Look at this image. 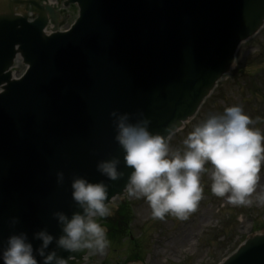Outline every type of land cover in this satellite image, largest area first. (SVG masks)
<instances>
[{"label":"water","instance_id":"95a60500","mask_svg":"<svg viewBox=\"0 0 264 264\" xmlns=\"http://www.w3.org/2000/svg\"><path fill=\"white\" fill-rule=\"evenodd\" d=\"M63 5L79 8L75 26L65 34L57 31L69 16L41 0H0V249L14 232H27L30 240L44 228L61 234L52 213L71 216L78 210L71 196L74 174L103 181L112 203L115 198L125 203L131 169L110 113H133L134 122L142 112L153 133L174 135L232 74L240 46L264 28V0H65ZM49 21L55 25L50 37L44 32ZM18 55L29 69L16 80L11 68ZM114 157L125 175L110 181L97 163ZM61 170L62 186L56 177ZM113 209L105 219L123 225L122 209L114 204ZM14 216L20 223L11 227ZM86 252L69 264H86ZM220 264H264V231Z\"/></svg>","mask_w":264,"mask_h":264},{"label":"clouds","instance_id":"9594fccd","mask_svg":"<svg viewBox=\"0 0 264 264\" xmlns=\"http://www.w3.org/2000/svg\"><path fill=\"white\" fill-rule=\"evenodd\" d=\"M113 110L110 116L116 130L115 140L124 153L125 166L131 169L124 192L143 198L151 208V216L164 220L172 215L188 219L203 199L201 174L208 172L211 193L237 206H248L256 199L264 203V193H257L261 171L264 169V132L252 127V117L240 105L226 107L220 114H212L194 126L183 140V149L170 147L171 135L164 136L150 130L151 120L142 112ZM120 158L100 160L97 170L110 181L125 175L119 170ZM206 165H211L210 169ZM57 184L63 185L65 173L57 171ZM71 196L77 211L69 216L64 211L52 213L61 234L57 237L47 228L33 233L14 232L0 249L3 264H69L72 257L90 252L103 254L110 245L106 229L97 218L113 214L109 187L103 181L91 182L74 174ZM20 223L11 217L9 225ZM40 241L34 246L32 240ZM55 244V248L50 246ZM69 253L67 257L59 251ZM39 257V259H38Z\"/></svg>","mask_w":264,"mask_h":264},{"label":"rangeland","instance_id":"374dc122","mask_svg":"<svg viewBox=\"0 0 264 264\" xmlns=\"http://www.w3.org/2000/svg\"><path fill=\"white\" fill-rule=\"evenodd\" d=\"M47 1L57 4L60 0ZM65 11L71 14L64 26L68 29L78 13L70 8ZM237 54L234 74L218 85L198 116L172 137L170 147L173 150L183 149V140L195 125L233 105L242 106L255 121L251 126L264 132V29L243 44ZM210 167L206 165V168ZM260 175L257 193H264V169ZM201 186L203 199L186 220L172 215L164 220L153 219L145 199L126 194V202L133 213L131 233L134 242L129 237L109 238L110 245L103 254L90 252L88 264H126L135 258L136 251L146 264H218L264 226V203L256 199V193L251 197L253 202L250 205L237 206L211 193L208 172L201 174ZM114 203L120 205L119 200ZM97 221L100 223L98 218Z\"/></svg>","mask_w":264,"mask_h":264},{"label":"trees","instance_id":"16d2710c","mask_svg":"<svg viewBox=\"0 0 264 264\" xmlns=\"http://www.w3.org/2000/svg\"><path fill=\"white\" fill-rule=\"evenodd\" d=\"M236 77V76H235Z\"/></svg>","mask_w":264,"mask_h":264}]
</instances>
